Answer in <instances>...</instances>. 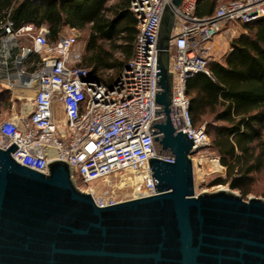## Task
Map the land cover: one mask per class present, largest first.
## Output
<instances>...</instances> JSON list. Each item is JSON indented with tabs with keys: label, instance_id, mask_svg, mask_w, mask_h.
<instances>
[{
	"label": "built area",
	"instance_id": "1",
	"mask_svg": "<svg viewBox=\"0 0 264 264\" xmlns=\"http://www.w3.org/2000/svg\"><path fill=\"white\" fill-rule=\"evenodd\" d=\"M198 3L131 0L130 10L138 20L133 54L110 86L92 78L81 64L77 33L60 34L54 40L46 26L16 28L9 16L0 20V85L12 93L17 88L35 90L31 99L20 98L22 107L15 117L0 118V147L14 142L18 147L12 157L44 173L50 160L64 159L74 176L87 184L115 174L118 179L112 187L127 186L134 193L122 199L116 193L98 196L91 188L86 190L99 206L156 194L149 160L156 155L157 40L165 7L170 5L175 13L170 44L172 102L184 122L180 130L194 140L195 153L208 145L209 136L205 126L192 124L187 78L210 74L213 42L225 23L264 18V0H231L209 16L197 15Z\"/></svg>",
	"mask_w": 264,
	"mask_h": 264
},
{
	"label": "water",
	"instance_id": "2",
	"mask_svg": "<svg viewBox=\"0 0 264 264\" xmlns=\"http://www.w3.org/2000/svg\"><path fill=\"white\" fill-rule=\"evenodd\" d=\"M174 19L167 5L149 160L157 193L99 206L66 160H50L44 173L12 157L14 142L0 147V264H264V199L195 192L194 140L172 102Z\"/></svg>",
	"mask_w": 264,
	"mask_h": 264
},
{
	"label": "trees",
	"instance_id": "3",
	"mask_svg": "<svg viewBox=\"0 0 264 264\" xmlns=\"http://www.w3.org/2000/svg\"><path fill=\"white\" fill-rule=\"evenodd\" d=\"M217 4L218 0H199L197 15H212ZM8 16L16 28L47 24L54 40L65 26L88 30L81 64L92 78L109 86L115 81L105 80L101 73L123 70L138 33L135 15L108 0H0V20ZM243 26L246 32L232 39L225 62L211 61L210 74L188 77L186 88L193 126L212 121L206 132L226 168V177L214 184L230 183L246 197L254 175L264 168V18ZM116 53L124 58H116ZM1 90V102L8 103L11 92Z\"/></svg>",
	"mask_w": 264,
	"mask_h": 264
},
{
	"label": "rangeland",
	"instance_id": "4",
	"mask_svg": "<svg viewBox=\"0 0 264 264\" xmlns=\"http://www.w3.org/2000/svg\"><path fill=\"white\" fill-rule=\"evenodd\" d=\"M228 1L231 0H218L217 7ZM68 31L70 33L72 30L68 28L67 33ZM244 32H246V29L243 26V22L240 20H232L230 22L225 23L219 34L215 37L213 42V61L224 63L225 59L232 51V47H231L232 39H234L236 36ZM74 33H77L79 40L81 42V50L83 57V55L85 54V47L88 40V30H83V31L77 30L76 32L74 31ZM105 47L107 49L110 48L109 44H106ZM115 57L118 59L124 58L121 53H116ZM121 72L118 71V69H110L103 71L101 75L105 80L109 81L111 79L113 81H116V79L119 77ZM2 88L3 87H1L0 85V93L2 92L1 90ZM208 123H212V121L208 119L198 124L199 125L198 127L203 125L207 130ZM208 136H209L208 145L203 150H201L198 153H195L192 156L193 167H194L195 192L201 193L204 191L213 192L219 189H231L236 193L242 195L240 191L232 189L230 183L214 184L216 179L226 177V168L221 163V156L219 152L212 146V138L209 133ZM117 179L118 177L115 176L114 174L108 177L107 180L103 179L87 184L82 182L81 179H79L78 177H75L76 184L80 189L86 191L91 188L94 191L95 195L98 196H106L107 194L110 193L112 194L117 193L116 194L117 197L122 199L130 196H134V193H131L132 189L130 187L126 186L124 187L125 189L123 190H117L116 188L110 187L113 181H117ZM114 189L115 192L113 191ZM253 196L261 197L264 199V168L260 173L254 175V182L250 187V192L244 198L248 199L249 197H253Z\"/></svg>",
	"mask_w": 264,
	"mask_h": 264
},
{
	"label": "crops",
	"instance_id": "5",
	"mask_svg": "<svg viewBox=\"0 0 264 264\" xmlns=\"http://www.w3.org/2000/svg\"><path fill=\"white\" fill-rule=\"evenodd\" d=\"M108 4L109 5L118 4L120 7H123V9L128 8V10L131 12V10H130L131 0H108ZM29 24H33V23H29ZM41 26L48 27L47 24H43ZM37 28H39V27H37ZM68 28H70V27L65 26L63 28V30L58 34V36L60 34L67 33V29ZM70 29L73 32L74 31L76 32L78 30L76 28H70ZM72 31L70 33H72ZM68 33H69V31H68ZM1 87H3V86L1 85ZM3 88L7 89L6 87H3ZM10 92H11V96H10V100H9L8 103L7 102L2 103L1 102V97H0V118L1 119H9V118L15 117L16 113L19 112V110L22 107L21 103H22L23 99H20V98L24 97L25 99L26 98H28V99L30 98L31 99L35 95V90L34 89H30L29 90V89L17 88V89H15L13 91V93H12V91H10Z\"/></svg>",
	"mask_w": 264,
	"mask_h": 264
},
{
	"label": "bare ground",
	"instance_id": "6",
	"mask_svg": "<svg viewBox=\"0 0 264 264\" xmlns=\"http://www.w3.org/2000/svg\"><path fill=\"white\" fill-rule=\"evenodd\" d=\"M200 158H201V157H200ZM202 161H203V160H202ZM212 161H213V160H212ZM214 163H215V162H214ZM197 164H199V163H197ZM215 165H216V164H215ZM123 183H124V179H122V183H121L122 186H124ZM106 184H107V183H106ZM93 186H94V185H93ZM93 186H92V187H93ZM112 186H113V184L110 185V187H112ZM94 188H95V187H94ZM134 190H137V189H134ZM131 193H132V192H131ZM116 194H117V193H116ZM118 196H119V195H118Z\"/></svg>",
	"mask_w": 264,
	"mask_h": 264
}]
</instances>
